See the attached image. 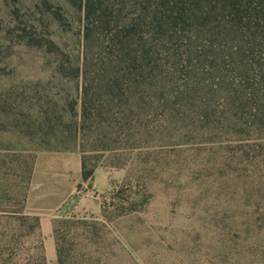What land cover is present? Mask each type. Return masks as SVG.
Returning <instances> with one entry per match:
<instances>
[{"label":"trees","instance_id":"obj_1","mask_svg":"<svg viewBox=\"0 0 264 264\" xmlns=\"http://www.w3.org/2000/svg\"><path fill=\"white\" fill-rule=\"evenodd\" d=\"M43 3L56 29L47 41H29L47 42L53 56L62 51L60 29L79 14V32L68 37L76 60L71 67L61 60L54 70L78 80L80 94L65 112L68 122L55 110L36 125L42 140L38 151L113 153L158 144L205 145L220 156L221 175L253 183L254 175L245 180V173L264 156V0ZM8 152L12 155L0 161V183L7 185L6 178L13 176L25 186L33 159L21 150ZM82 166L87 181L94 169ZM32 218L37 235L39 218ZM67 223L66 218L56 222L54 232L59 264H64L59 228ZM10 244L2 236L0 264H10ZM35 249L38 264H47L42 237Z\"/></svg>","mask_w":264,"mask_h":264},{"label":"rangeland","instance_id":"obj_2","mask_svg":"<svg viewBox=\"0 0 264 264\" xmlns=\"http://www.w3.org/2000/svg\"><path fill=\"white\" fill-rule=\"evenodd\" d=\"M78 17L60 29L62 51L53 56L47 42L29 41H47L56 29L43 0H0V161L19 150L33 159L25 186L13 176L0 183V240H11L10 264H38L41 237L30 203L40 193L68 192L58 174L74 169L80 152L38 151L36 131L55 110L68 122L69 104L79 101V81L54 70L61 60L69 67L76 60L68 37L79 32ZM158 145L80 152L88 170L100 162L117 169L111 190L101 195L99 215L85 213L60 225L64 264H264V156L245 173V180L254 175L253 183H240L220 174V156L205 145ZM35 182L47 189L37 192Z\"/></svg>","mask_w":264,"mask_h":264},{"label":"crops","instance_id":"obj_3","mask_svg":"<svg viewBox=\"0 0 264 264\" xmlns=\"http://www.w3.org/2000/svg\"><path fill=\"white\" fill-rule=\"evenodd\" d=\"M74 153H77V151H74ZM82 156L80 152L76 156L74 169L70 168L58 174V178H62L67 182L69 189L66 191L68 192L57 196L49 192L44 194L40 193L38 197L39 201L30 203V209L35 213L33 215L39 218V234L42 237L44 256L47 264H59L54 233L56 222L65 218L70 220L74 216H84L83 214L85 213L99 215L102 210L101 195L107 193L112 188V174L117 167H113L111 164L110 166H106L103 162H100L92 176L85 181L82 176ZM34 173L37 174V166L35 167ZM79 185H81L80 189ZM45 187L46 183H34V189L37 192L43 191ZM51 198H59L60 200L49 201Z\"/></svg>","mask_w":264,"mask_h":264}]
</instances>
